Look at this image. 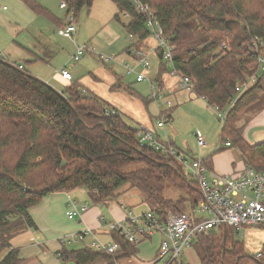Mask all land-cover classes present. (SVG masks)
Instances as JSON below:
<instances>
[{
  "label": "trees",
  "instance_id": "trees-1",
  "mask_svg": "<svg viewBox=\"0 0 264 264\" xmlns=\"http://www.w3.org/2000/svg\"><path fill=\"white\" fill-rule=\"evenodd\" d=\"M19 1L59 27L67 23L62 25L37 0ZM60 1L66 3V16L72 11L75 23L80 11L90 10L94 2ZM141 1L154 9L155 19L174 45L173 68L191 79L195 95L211 107L226 110L221 143L230 141L246 165L264 170V141L248 144L236 125L263 94L259 79L248 82L259 73L258 56L249 43L253 36L264 34V0ZM113 2L117 9L113 19L134 38L133 45L150 36L145 16L130 0ZM120 14L128 20L122 22ZM156 50L162 74L168 67L162 51ZM27 73L0 58V264L22 261L9 241L19 229L36 228L29 210L55 193L83 189L89 203L99 205L114 200L122 188L137 189L158 215L194 212L200 201L195 182L172 156L141 145L139 129L125 123L116 108L92 94H82L77 80L63 86L64 98ZM245 83L232 104L235 87ZM120 87L118 80L111 89ZM123 89L136 94L129 86ZM167 187L179 197L166 198ZM236 234L229 226L224 236L222 227L198 234L191 246L199 264H264V244L259 255H249ZM116 240L122 248L116 258L136 256L137 246ZM58 252L65 264H115L114 257L90 247Z\"/></svg>",
  "mask_w": 264,
  "mask_h": 264
},
{
  "label": "built area",
  "instance_id": "built-area-1",
  "mask_svg": "<svg viewBox=\"0 0 264 264\" xmlns=\"http://www.w3.org/2000/svg\"><path fill=\"white\" fill-rule=\"evenodd\" d=\"M130 1L135 10L145 16V27L150 32V37L156 42V49L162 51V58L167 63L168 74L179 79V87L182 90L192 92L191 79L172 66L174 45L163 33L161 26L155 19L154 9L141 0ZM2 8L5 9V6H2ZM59 8L66 11V3L60 1ZM67 16V25L58 28L56 32L60 36L73 38L76 32V23L74 22L72 11ZM128 37L131 47H133L134 38L131 35ZM249 49L258 56L259 70L264 73V56H262L264 34L253 36L249 43ZM86 52L95 54L92 46H87L85 43L78 45L71 60L78 62L80 57ZM132 53L135 56L137 66H141L143 71L137 72L135 66L125 65L126 73H134L137 82L148 79L145 74V70L150 67L148 57L137 48H133ZM3 57L6 58L0 50V58ZM97 57L107 62L116 60L115 57H105L102 54L97 55ZM18 68L21 69L22 66L18 65ZM59 72L63 79H71L68 69L63 68ZM248 83L235 87L237 95L231 101L232 104ZM150 90L149 97L151 100L158 101L163 99L161 89L152 81L150 82ZM81 93L85 94L86 92L83 90ZM164 102L166 109L159 114L156 121L157 127H163L171 119L170 109L172 104L169 100H164ZM212 109L222 124L226 110H221L216 105L212 106ZM105 112L108 114V110H105ZM138 136L141 145L150 146L155 150H161L172 156L182 170L186 171L187 178L195 182L201 197L195 213H173L167 211L164 216H161L150 209L141 213L127 210L125 218L112 221H106L105 217L101 215L98 217V222L108 232L110 236L108 242H103L96 238L89 228L69 235L70 240L78 242L82 241L86 236H91L90 248L114 257L115 264H120V259L116 258V256L122 248L116 240L117 238L137 246L140 242L157 235L160 240L154 256L141 264H189L186 262L187 250L190 249L197 235L202 232L223 226L234 228L237 234L244 227L264 229V170L258 171L246 165L242 171L233 174H218L208 168L204 159L190 153L188 155L187 153L178 152L168 141L159 142L148 127L140 126ZM195 136L198 146H206V141L202 136L197 133ZM223 144L229 146L230 142L226 141ZM87 210L88 205L83 204L79 208L68 212L67 215L72 219L81 216ZM256 255H259V253ZM56 257L60 260V252L56 253ZM61 264L65 263L61 262Z\"/></svg>",
  "mask_w": 264,
  "mask_h": 264
},
{
  "label": "crops",
  "instance_id": "crops-1",
  "mask_svg": "<svg viewBox=\"0 0 264 264\" xmlns=\"http://www.w3.org/2000/svg\"><path fill=\"white\" fill-rule=\"evenodd\" d=\"M37 1L43 7L48 9L55 16V18L60 21L62 25L66 23L64 20L65 13L64 14L59 13V11L63 9L59 8V5L57 6L56 0H37ZM89 16L90 15L88 14L87 17ZM78 18L76 22H78L79 20ZM47 21L51 22L48 19ZM51 23H53L57 29L60 28L59 25H57L58 24L57 22L56 23L51 22ZM76 32H77V27H76ZM149 38L152 37L149 36L145 40L135 42L133 47H130L131 43L129 42V40H127L128 42L127 45L123 47L124 49L123 52L125 53L127 60L129 59V62L124 63L123 61L124 59H122L121 61H118L116 59L115 63L123 67L124 76H133L134 79L131 80L132 81L135 80V82H137L136 75L134 73L127 74L125 70V65L129 63L130 65L135 66L136 69L137 67H141V66H137L135 62V56L132 53V49L138 48L139 50L144 52V54L148 58L150 55H153L157 62L155 71L153 72V74L152 73L149 74L147 71L150 68L148 70H145V74L148 77V79H146L148 80V83L145 80L137 83L140 84L144 83L146 84V86L148 84L150 87V82L152 81L155 85H157L161 89V92L163 94V99H160L158 101L152 100L154 102L153 104V102L149 101L150 97L148 96L150 94L148 92L149 95H147L146 98H142L144 106L146 107L147 104L148 106L151 103L153 104L154 110L149 112L147 107V112L154 119L155 118L158 119L159 114L166 109L162 105L163 103L165 104L164 100H169L170 97L173 99L174 104L172 105L175 107V109L174 107L173 109L172 108L170 109L171 120L169 121L170 124L168 125H165L163 127H157L156 123L150 124L139 121L140 122L139 126L145 125V127L150 128L153 132V135L159 142L164 143L168 141V143L176 151L179 152V150L177 149L178 145H176L175 141H177L178 144L180 145L183 144L184 136L180 134V129L178 128V126L179 125L188 126L189 124V127L193 130L192 135H194V137L196 138L195 134L197 133L200 136H202L207 142L206 146H198L197 141L195 140L196 144H194L195 145L194 149L196 151L189 150L188 151L189 153H192V155L204 159L208 168L218 174L229 175L242 171L246 166V164L244 162L240 150L232 146L231 142L228 140L227 141L230 142L229 146H225L223 143H221L220 134L218 135V138L217 136L211 135V133L214 132L216 129L215 113L213 112L211 106L208 105L207 102L202 97H199L192 92L182 90L179 87V80L177 79V77L171 76L170 74H168V72H163L162 74H159L160 61L157 56L156 42H154L155 44H149L147 41ZM72 40L74 47L75 46L77 47L79 44L77 43V40L74 41V36ZM133 43L134 41L132 42V44ZM20 48L24 51V53H28L31 56V60H40L46 63L44 59L40 58L39 55L34 53L33 51H30L25 47H21V46ZM127 48L128 50H126ZM2 49L0 48V50L3 52L4 49L3 50ZM44 50H45L44 55L48 56L50 50L48 49L47 45L44 47ZM63 68L68 69L66 66L64 67L62 66L60 70ZM140 71H143V68L142 70H137V72ZM27 72L45 81L53 88L60 91L61 89L56 87L57 84L63 87L69 84L73 78L71 74V79L65 80L61 77L59 71H57L56 74L51 72L48 73L47 75H44L39 70H33ZM110 72L112 74V78L110 79L111 81L109 80L107 86L108 89H106L107 91L127 92L123 88L125 86H129V88L132 89L136 94H130L129 92L127 93L132 96L141 98L139 92L132 88L130 82L124 83L122 75L116 74L114 69H111ZM57 75L59 78L60 77L61 78L58 79ZM93 77L94 79L99 80L97 76L93 75ZM55 78H57L59 81H57ZM156 78L158 79L156 80ZM257 79H259L261 83V81L264 79V75L262 76L261 73H258V77L254 76V78L250 79L249 81L250 85L255 83ZM118 80H119V85L121 87L119 89L112 90L111 86L114 85ZM94 88L96 89V86H94ZM87 94H92L90 93L88 88H87ZM92 95L96 96L97 98H100L96 93ZM100 99L103 100L102 97ZM111 100H112L111 97H109L108 101L107 100H103V101L113 106V108H116L113 105L116 103ZM236 125L242 128L241 131L242 137L248 144L254 145L264 141V87H263V94L260 97V99L248 111H246L243 115L239 116ZM78 190L69 193H55L52 195H48L43 198V201L39 205L34 206L29 210V214L34 221L36 228L19 229L18 232L15 233L9 241L10 248L18 250L20 258L22 259V261H20L18 264H61V260H59L56 257V253L62 250L63 248L69 249L66 247L68 245H71L72 244L71 242H74L70 240L69 238L70 234L81 232L89 228L92 230L96 238H98L103 242H108L110 240V236L106 231V229L104 227H101V225L99 224L98 222L99 216L101 215L104 216L106 221L122 220L123 218H125L127 210H131L136 213H141L149 209V206L147 204H145L146 205L145 206L144 204H139V203H130L129 205L127 204L123 205L121 203L105 202V204L102 203L103 205L99 204V205L90 206V203L87 199L86 191L85 190L78 191ZM164 196L168 199L175 200L179 197V193L178 196L175 193H170L167 195L164 194ZM83 204L88 205V210L86 212L82 213L81 216L76 217L77 219L68 218L67 216L68 212L73 211L75 208L76 209L79 208ZM198 204L193 213H195ZM59 215H62L63 218L65 217L68 218L69 219L68 221H72L69 222L68 228L65 226L66 227L65 231H63L61 227L63 223L58 220ZM45 231H47L46 235H44ZM91 241H92V237L86 236L82 241H78V242L83 243L84 247H90ZM48 247L53 248L52 251L55 253V257L49 256V253L47 251V249H49ZM138 252L139 250H137L136 256L133 257L119 258L120 264H137V263L141 264L142 262L146 261L139 259Z\"/></svg>",
  "mask_w": 264,
  "mask_h": 264
},
{
  "label": "rangeland",
  "instance_id": "rangeland-1",
  "mask_svg": "<svg viewBox=\"0 0 264 264\" xmlns=\"http://www.w3.org/2000/svg\"><path fill=\"white\" fill-rule=\"evenodd\" d=\"M56 1L58 6L60 2L59 0ZM2 6H5V9H3ZM116 12L117 9L113 0H94L92 9H82L80 11L78 16L79 20L76 22L77 32L76 35H74V41L77 40L79 45L85 43L87 46H92L95 54L86 52L80 57L78 62H74L71 60V57L76 51V46L74 47L72 38L58 35L56 32L57 28L53 23L47 21V19L42 16L35 15L20 1L0 0V48L5 50L2 49L9 62H13L15 65H22L27 71L39 70L44 75L51 72L56 74L57 71H60L62 66H66L69 69V72H71L70 74L73 76L72 81L78 80V89L81 92L83 90L86 92L88 88L90 93H96L100 98L102 97L103 100L108 101L109 97H111V101L116 103L113 105L118 109L122 118L131 127L139 129V121L155 124L157 118L154 119L147 112V107L149 112L154 110V102L151 100L153 104L151 103L149 106L147 104L145 107L142 101V98H146L151 92L149 85L147 84V87L144 83L140 84L135 82V80L132 81L131 79H134L133 76H124L123 67L117 65L115 63L116 61L107 62L100 60L97 57V55L102 54L105 57H115L118 61L124 59V63L129 62V59L127 60L125 53L123 52V47L127 45L129 37L124 31L122 24L113 19ZM59 13H65L64 20L67 22L68 16H66L65 9L60 10ZM88 14L90 15L89 17H87ZM120 18L122 22L128 20V17L125 14H120ZM147 41L149 44H155V41L152 38H149ZM46 45L50 50L48 56L44 55V47ZM20 46L38 54L40 58L46 61V63L40 60H31V56L28 53H24ZM262 56H264V51L262 52ZM148 60L150 63V69L147 72L153 74L157 66L156 59L153 55H150ZM126 65L132 67L130 63ZM111 69H114L116 74L123 76L124 83L130 82L132 88L139 92L141 98L132 96L124 91H107L106 89H108L107 86L109 80L112 78L110 72ZM136 70H142V67H137ZM259 73L262 74L263 72L259 70ZM93 75L97 76L99 80L94 79ZM60 78L58 77V79ZM55 79L59 81L57 78ZM145 81L148 83V80ZM260 84L264 87V79ZM94 86L98 89L96 90ZM56 87L60 89L63 88L59 84H57ZM169 101L172 102L171 104H174L171 97L169 98ZM162 106L166 108V104L163 103ZM173 107L174 106L172 105L171 108L173 109ZM215 123L217 127L215 126L216 129L211 135L217 136L218 138L222 124L216 114ZM168 124H170L169 121H167L164 126ZM178 128L180 129V134L184 136L183 144L180 145L175 141L176 145H178L177 149L179 152L188 154L189 150L196 151L194 149L196 138L192 135L193 130L189 127V124L188 126L179 125ZM190 154L192 155V153ZM82 190L83 189H79L78 191ZM170 193H175L178 196V193L174 191V189L167 187L164 194L167 195ZM109 202L121 203L123 205H129L130 203L147 204L144 202V195L139 190L123 188L121 189L119 196ZM91 205L92 204H90V206ZM68 218H63L62 215L58 216V220L63 223L61 225L63 231H65L66 227H69V222H72L68 221ZM74 219L77 218L75 217ZM46 233L47 231L44 232V235H46ZM236 238L244 244L245 252L247 254L256 255L264 244V229L244 227L238 234H236ZM159 240L160 237L155 235L148 240L140 242L139 245H137L139 259L143 261L150 260L155 254ZM71 243L72 244L68 245L66 248L76 250L84 247V244L81 242ZM52 250L53 248L51 247L47 249L49 256L55 257V253ZM188 251L189 256L187 255L186 262L189 264H199L195 250L192 246L187 252Z\"/></svg>",
  "mask_w": 264,
  "mask_h": 264
},
{
  "label": "water",
  "instance_id": "water-1",
  "mask_svg": "<svg viewBox=\"0 0 264 264\" xmlns=\"http://www.w3.org/2000/svg\"><path fill=\"white\" fill-rule=\"evenodd\" d=\"M24 73H25V72H24ZM27 74H28V73H27ZM28 75H29L30 77H32V78L38 80L39 82H41V83L47 85L48 87H50L51 89H53L54 91H56V93H58L60 96L64 97L63 93H62L60 90H57V89L53 88L52 86H50L49 84H47L45 81H43V80H41V79H39V78H37V77H35V76H33V75H30V74H28ZM64 98H65V97H64ZM78 117H79V116H78ZM79 119H81V118L79 117ZM106 130H107V129H106ZM107 132H108V130H107ZM222 229H223V236H224L225 226H223ZM222 256H223V252H222Z\"/></svg>",
  "mask_w": 264,
  "mask_h": 264
}]
</instances>
